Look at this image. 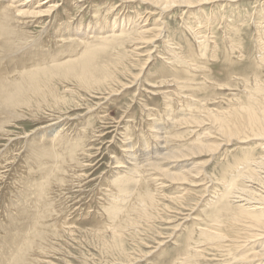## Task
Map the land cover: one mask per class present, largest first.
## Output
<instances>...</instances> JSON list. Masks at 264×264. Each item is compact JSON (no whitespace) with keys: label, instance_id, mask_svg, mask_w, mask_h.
Wrapping results in <instances>:
<instances>
[{"label":"rangeland","instance_id":"374dc122","mask_svg":"<svg viewBox=\"0 0 264 264\" xmlns=\"http://www.w3.org/2000/svg\"><path fill=\"white\" fill-rule=\"evenodd\" d=\"M15 1V16L5 22L6 31L13 32L9 37L16 39L8 46L0 41V65L12 70L10 82H19V62L25 59V70L37 82L29 83L19 104L0 110V264H222L220 252L208 250L219 246L212 229L218 222L230 224L239 211L219 199L229 187L242 185L252 161L264 157V146L232 141L219 153L202 152L188 161L199 177L187 176L186 185L161 170L184 174L172 167L179 156L199 144L222 143L201 132L210 131L207 124L215 118L228 123L242 119L246 111L264 118V51L258 32L259 24L264 26V0L197 3L190 10L178 6L166 13L153 2L50 0L49 6L56 5L52 14L38 20L21 12L31 13L32 5L36 9L48 0ZM20 5L23 10L17 13ZM146 12L154 15L143 26L139 16ZM196 15H208L207 24L216 15L214 26L199 34ZM148 26L162 27L165 35L154 32L158 38L142 45L140 54L146 55L138 57L133 48ZM97 36L112 42L91 60L89 74L70 75L59 67L71 59L80 71V49L71 56L68 46L83 37L93 46ZM54 128L60 130L57 158L46 151ZM123 175L131 179L124 193L118 185ZM191 182L201 186L185 195Z\"/></svg>","mask_w":264,"mask_h":264},{"label":"bare ground","instance_id":"6f19581e","mask_svg":"<svg viewBox=\"0 0 264 264\" xmlns=\"http://www.w3.org/2000/svg\"><path fill=\"white\" fill-rule=\"evenodd\" d=\"M0 0V13L3 12L4 9L6 8H9L7 9L5 12L2 13V16L3 18L5 17V19H2V21L0 22V41H2L3 45L5 46V44L8 45H12V42L16 39L13 40L12 37V33H11V30H7L6 31V22L7 19L9 18L10 19V16H15V12L14 10L11 11V8H13L12 6H15L14 4V1L15 0ZM24 1V0H23ZM124 1H128V2H134V1H142V3H151L153 2L152 5L154 8H156L158 11H162L163 13H166V12H169L170 10H172L173 8H176L178 6L180 7H185V8H192V7H195L194 4H197L199 3V5H203V4H208V3H211V2H219V1H227V2H235V1H238V0H124ZM16 2V1H15ZM20 2V1H19ZM29 2V1H28ZM51 1L48 0L46 2H44L43 4L37 6L36 9H34L35 7L31 6V8H33L32 10L29 9L31 11V13H22L21 11L23 10L21 8V5L18 6L16 8L17 10V13L21 12V14H30L32 17H35L36 19L41 17V16H44L43 14H48V13H51L50 10H52L55 6L52 4V5H48ZM81 2V1H79ZM4 4H7V5H4ZM25 4H27V2H25ZM17 6V5H16ZM59 6V5H57ZM46 8V9H45ZM29 10H24V11H28ZM33 10H36L33 12ZM190 10V9H189ZM188 10V11H189ZM150 12V11H148ZM261 12H264L263 9H261ZM147 13V12H146ZM52 14V13H51ZM157 14V13H156ZM185 14V13H184ZM154 15V13H147V15L145 16H139L140 20L142 23H144L143 26H147L148 25V22L150 21V17H152ZM163 15V14H161ZM0 16V17H2ZM24 16V15H23ZM212 16V15H211ZM263 15H261L262 17ZM18 15L16 16V19H17ZM54 17V16H53ZM213 18H211L213 24H207L210 20L208 18V15H205V17H202V16H199V15H196L195 16V19H197V22L198 24L195 26L197 27L195 30L199 33V34H203L204 33V29L205 28H209V27H213L214 26V19L216 18V15H213L212 16ZM31 18V17H30ZM137 18V17H136ZM15 19V18H14ZM52 19V18H51ZM4 20V21H3ZM23 20V19H22ZM32 20V19H31ZM38 20V19H37ZM130 20V19H128ZM264 20V19H263ZM14 21V20H13ZM25 21V20H24ZM36 21V20H35ZM34 21V22H35ZM11 22V20H10ZM15 22V21H14ZM39 22V21H38ZM97 22V21H96ZM194 22V20H193ZM30 23V22H29ZM27 22V24H29ZM75 23V22H74ZM105 23V22H104ZM261 23V22H260ZM7 24H8V21H7ZM10 24V23H9ZM73 24V23H72ZM107 24V23H106ZM133 25L136 26V23H132ZM161 24H164V23H160ZM62 25V24H61ZM70 25V24H69ZM128 25V24H127ZM139 25V24H137ZM194 25V24H193ZM192 25V26H193ZM263 25V24H261ZM18 26V25H16ZM22 26H24V23L22 24ZM22 26H19V27H22ZM66 26V25H65ZM72 26V25H71ZM90 26V25H89ZM98 26V25H97ZM104 27V24L102 25ZM130 26V25H129ZM209 26V27H208ZM12 27V26H11ZM10 27V28H11ZM67 27V26H66ZM116 27V26H115ZM164 27V26H163ZM191 27V26H190ZM260 24H259V30L258 32L261 33L262 31V45H261V49L260 50H263L264 51V26L261 27V30H260ZM13 28V27H12ZM15 28V27H14ZM64 28V25L63 27ZM70 28V26H69ZM81 28V27H80ZM124 28V27H123ZM149 28V26H148ZM151 28V27H150ZM146 29V30H143L139 35H138V40L135 44V48H133L134 51H139V52H133L136 56L138 55V57H142L144 56L143 54L146 55V53H141L140 54V51L144 48L143 46H147V45H150L152 43H154V38H156L158 35L157 33V30L158 32L160 33L159 34V37L160 36H163L164 32H165V29L163 31V28H159V29H156L154 28L153 30L152 29ZM158 28V26H157ZM9 29V28H8ZM74 30V28H72ZM77 28H75L76 30ZM187 29V28H186ZM15 30V29H14ZM48 30V29H47ZM126 30V29H125ZM129 30V29H128ZM133 30V29H132ZM194 30V31H195ZM208 30V29H207ZM13 31V29H12ZM16 31V30H15ZM66 31V30H65ZM91 31V29H90ZM96 31V29H95ZM107 31V34H109L110 32H113V30H106ZM121 31V30H120ZM163 31V32H161ZM57 32V31H56ZM103 31H101L100 33H102ZM116 32V31H115ZM132 32V31H131ZM130 32V33H131ZM154 32H156V34H154ZM193 32V31H192ZM208 32V31H206ZM16 33V32H15ZM14 33V34H15ZM61 33V32H60ZM59 33V34H60ZM69 33V32H68ZM66 33V34H68ZM104 33V32H103ZM102 33V35H103ZM163 33V34H162ZM71 34V33H69ZM68 34V36H69ZM106 34V35H107ZM114 34V33H112ZM208 34V33H207ZM8 35V36H6ZM17 35V34H15ZM13 35V36H15ZM24 35H26L24 33ZM58 35V34H57ZM62 35V33L60 34ZM86 35V34H85ZM132 35V34H131ZM152 35L153 38H152ZM165 35V34H164ZM211 35V34H210ZM11 36V37H9ZM120 36V34H119ZM197 36V35H196ZM17 37V36H16ZM110 37V35H109ZM107 36L103 37V36H97L95 37V44L93 46H90L92 45V43L89 45V41H85L86 39H84V37L79 40H75V44L73 46L72 45H69L68 46V51L70 53L71 56H76L77 54V51L79 50L80 53H81V57L79 59V61H82L81 62V67H80V71H78L76 68V66L74 65L75 62L77 61H74V60H71V59H67L66 61L64 62H59L60 64L59 67H63L64 68V72L67 73V74H70V75H79L80 73L81 74H89L90 73V70L89 68L92 66L91 64V60L96 56L98 55L99 51L102 50H106L108 49V45L111 44L112 42V38H109ZM124 37V36H123ZM132 37V36H131ZM25 38V37H23ZM27 38V37H26ZM25 38V39H26ZM61 38V36H60ZM69 38V37H68ZM78 38V37H77ZM89 38V37H88ZM158 38V37H157ZM21 39V38H20ZM54 39V38H53ZM66 39V38H65ZM70 39V38H69ZM204 39V38H203ZM202 39V40H203ZM60 40V39H59ZM73 40V41H74ZM17 41V40H16ZM22 41V39H21ZM56 41V40H55ZM72 41V39H71ZM72 41V42H73ZM29 42V41H28ZM39 42V41H38ZM57 42V41H56ZM62 42V41H61ZM21 43V42H20ZM64 43V42H63ZM15 44V43H14ZM60 44V43H59ZM66 42L62 45L63 47L65 46ZM173 44V43H172ZM16 45V44H15ZM29 45V44H28ZM143 45V46H142ZM2 46V44H1ZM19 46V45H17ZM60 45V47H62ZM90 46V47H89ZM142 46V47H141ZM154 46H157L156 44ZM174 46V45H173ZM10 47V46H9ZM14 47V46H13ZM36 47V46H35ZM167 47V46H166ZM258 47V46H257ZM6 48V47H5ZM66 46L63 48L65 50ZM7 49V48H6ZM11 48L7 49V50H10ZM61 49V48H60ZM113 49V48H112ZM155 49H157L155 47ZM175 49V48H174ZM2 50H5L2 48ZM15 50V48H14ZM18 50V49H17ZM16 50V51H17ZM109 50V49H108ZM173 50V49H172ZM172 50H169V51H172ZM200 50V49H199ZM1 51V50H0ZM11 51V50H10ZM10 51H6L7 53L10 52ZM19 51V50H18ZM38 51V50H37ZM62 51V50H61ZM60 51V52H61ZM67 51V50H66ZM67 51V52H68ZM107 51V50H106ZM146 51V50H145ZM151 51V50H150ZM168 51V50H167ZM175 51V50H174ZM2 52V51H1ZM13 52V50H12ZM32 52V51H31ZM94 52H97V53H94ZM101 52V51H100ZM116 52V49L115 51ZM155 52V51H154ZM21 53V52H20ZM68 53V54H69ZM196 53V52H195ZM5 54V53H4ZM2 54V55H4ZM12 54V53H10ZM39 54V53H38ZM63 54V53H62ZM175 54V53H174ZM178 54V53H177ZM203 54V53H202ZM7 55V54H6ZM41 55V54H40ZM133 55V56H135ZM159 55V54H158ZM162 55V54H161ZM171 55V54H170ZM14 57V55H12ZM12 56H9L12 58ZM42 56V55H41ZM148 56H149V53H148ZM163 56V55H162ZM172 56V55H171ZM178 56V55H177ZM16 57V56H15ZM18 57V55H17ZM31 59L32 57L29 56ZM38 57V56H37ZM164 57V56H163ZM174 57V56H173ZM172 57V58H173ZM21 58V57H20ZM19 58V59H20ZM29 58V59H30ZM40 58V56H39ZM159 58V57H158ZM162 58V57H161ZM171 58V59H172ZM187 58V57H186ZM190 58V57H189ZM188 58V59H189ZM22 59V58H21ZM51 59V58H49ZM48 59V60H49ZM116 59V58H115ZM150 59H151V56H150ZM163 59V58H162ZM192 59V58H191ZM6 60V59H5ZM25 60V59H24ZM23 59L21 60V62H19L22 66H23V71L21 73L22 75L19 77L20 80L19 82H14V81H11L10 82V73H13L12 70H6L5 68L1 67L0 65V110L2 109H6L7 110V106L9 104H19V99L21 100L23 98V93L26 92L29 88H30V85L29 83H31V81L37 77L34 76L33 72L30 73L26 69L27 66H24V64H22V62L24 61ZM41 60V59H40ZM47 60V61H48ZM59 60V59H58ZM149 60V59H148ZM4 61V60H3ZM19 61V60H18ZM167 61L166 59L164 60V62ZM169 61V60H168ZM25 62V61H24ZM31 62V60H30ZM51 62V61H50ZM49 62V63H50ZM174 62V61H173ZM182 62V61H181ZM184 62V61H183ZM26 63V62H25ZM167 63V62H166ZM165 63V64H166ZM176 63H179V62H176ZM182 64V63H181ZM164 65V64H163ZM189 66V65H188ZM9 67V66H8ZM55 67V65H54ZM164 67V66H163ZM20 68V70H21ZM28 68H30L28 66ZM34 68V67H33ZM56 68V67H55ZM186 68V66H185ZM190 68V66H189ZM32 70V67L30 68ZM36 69V68H35ZM60 69V68H59ZM92 69V68H91ZM97 69V68H96ZM16 70V69H15ZM40 70H41V67H40ZM47 70V69H46ZM184 70V69H183ZM34 71V70H33ZM49 71V69L47 70V72ZM53 71V70H52ZM51 72V70L49 71ZM179 72V71H178ZM16 73V72H15ZM14 73V74H15ZM53 73V72H52ZM92 73V72H91ZM12 74V75H14ZM54 74V73H53ZM178 74V73H177ZM19 75V74H18ZM42 71H41V76H42ZM83 76V75H82ZM107 76V75H106ZM34 77V78H33ZM39 77V76H38ZM44 77V76H43ZM51 77V76H50ZM102 78V77H101ZM133 78V77H132ZM50 79V78H49ZM38 80V79H37ZM18 81V80H16ZM36 81V80H35ZM108 81V80H107ZM37 82V81H36ZM19 83V84H18ZM18 84V85H17ZM179 84V83H177ZM85 85V83H84ZM96 85V84H95ZM152 86V84H151ZM34 88V86H33ZM89 88V87H88ZM166 94V93H165ZM157 95V94H155ZM164 95V94H163ZM169 95V94H168ZM21 97V98H20ZM165 97V96H164ZM10 105V107H11ZM14 107V106H13ZM167 107V106H166ZM12 109V107H11ZM169 109V108H168ZM13 110V109H12ZM184 110V109H183ZM186 110V108H185ZM184 110V111H185ZM3 111V110H2ZM14 112V111H12ZM183 112V111H182ZM181 112V113H182ZM2 113V112H1ZM10 113V111H9ZM8 113V114H9ZM188 113V112H187ZM213 114V112H212ZM171 115V114H170ZM182 115H185L184 112L182 113ZM181 116V115H180ZM186 116V115H185ZM241 116V115H240ZM208 117H212L211 115H209ZM169 119V118H168ZM167 119V120H168ZM173 119L170 118V121ZM175 119V117H174ZM193 119V118H192ZM216 121L214 120V122H212V125L211 124H207L208 126H210L211 129H209L210 131H207L205 129H201V132L204 133V136L206 138H208L209 140H216V141H219L221 140L222 143H217V144H206V145H203V144H199L197 145L195 148L193 147V151H190L191 153H189L188 155H181L179 157H176L179 158L175 161H173V163H177L176 165H173L172 167H177L179 168L180 170H182V172L184 174H179V173H176V174H172L170 172H168V168L167 170H161V172H163L164 174H166L167 176H169L172 180H174L175 182H182V184H187V182H185L186 180V177H199V173H197V171L194 169H191L188 168L190 165H192L191 163H188L189 160H193V158H197L198 156H200L199 154H201L202 152H206V153H210V154H216V153H219L220 149L224 146V144H226L228 142V144L226 145H230L232 143V141H237V143L239 144H247L251 141H256L258 142L260 145L264 146V118H259V117H256L253 113H249L248 111H246V115H243L242 119H237V118H234V119H231V121L229 122L228 120V123L226 122V120H221L220 118H215ZM5 121V120H4ZM174 121V120H173ZM176 121V120H175ZM183 121V120H182ZM3 122V121H2ZM169 122V121H168ZM247 122V123H246ZM170 123V122H169ZM172 123V122H171ZM170 123V124H171ZM183 123V122H182ZM2 124V123H0ZM165 125V124H164ZM182 125V124H181ZM205 125V124H204ZM201 126V127H204ZM170 126V125H169ZM173 126V125H172ZM175 126V125H174ZM173 126V127H174ZM206 126V125H205ZM207 126V127H208ZM194 127V126H193ZM198 130V129H197ZM59 128L56 130L54 128V130L51 131V133H55V135H51L52 138L49 139L48 143L49 145L47 146V153L50 157H53V158H57V155H56V144L58 143L56 141L55 138H57V136L59 135ZM194 132V131H193ZM192 132V133H193ZM155 133V132H154ZM199 133V132H198ZM195 134V133H194ZM159 135L162 136V133H160ZM203 135V134H202ZM198 136V134H197ZM28 137V136H27ZM156 140V139H155ZM44 142V141H43ZM167 142V141H166ZM165 142V143H166ZM35 143V142H34ZM46 143V144H48ZM160 142H158L159 144ZM257 143V144H258ZM36 144V143H35ZM168 144V143H167ZM44 146V145H43ZM46 146V145H45ZM163 146V145H162ZM160 146V148L162 147ZM159 147V146H158ZM191 147V146H190ZM163 149V148H162ZM185 149V148H184ZM253 149V148H252ZM35 150V149H34ZM157 150V149H156ZM165 150V149H163ZM251 150V149H250ZM39 151H40V147H39ZM160 151V150H158ZM167 151V150H165ZM43 152V151H42ZM161 152H163L161 150ZM172 152V151H171ZM251 152V151H250ZM129 153V152H128ZM154 153V152H153ZM165 153V152H164ZM175 153V152H174ZM177 153V152H176ZM59 154V153H58ZM156 154V153H155ZM166 154V153H165ZM172 154V153H171ZM203 154V153H202ZM253 154V153H252ZM45 155V154H43ZM162 155V154H161ZM204 155V154H203ZM206 155V154H205ZM128 156V155H127ZM152 156V154H151ZM156 156V155H155ZM209 156V155H208ZM162 157V156H161ZM128 158V157H127ZM160 158V157H159ZM163 158V157H162ZM170 158V156H169ZM260 158V157H259ZM129 159V158H128ZM131 159V158H130ZM154 159V157H153ZM156 159H158L156 157ZM250 158L249 157H245V162H247ZM252 159H253V156H252ZM132 161H134L133 159H131ZM131 160H128V161H131ZM142 160V159H141ZM145 160V159H144ZM152 160V159H150ZM159 160V159H158ZM157 160V161H158ZM170 160V159H169ZM168 160V161H169ZM136 161V160H135ZM153 161V160H152ZM171 161V160H170ZM145 162V161H144ZM154 162V161H153ZM156 162V161H155ZM154 162V164H155ZM249 162V161H248ZM252 168L247 170V174L243 175L244 176V179L242 181V185H240V187H236L234 188L233 186L229 187L228 189V193H224V195H222V197L219 199L220 202H229L230 204H234V206L236 205V208L237 210L239 211V215L236 217H233L234 220L229 224H226V225H219L218 223L216 224V227L214 228V230L212 229V231L214 232V238L217 240L216 242V245H219V246H216L215 248H208V250H212V251H217V252H220L221 256L219 257H223L224 259H219L218 261L219 262H222V264H264V157L263 158H260L259 160H254L252 161ZM130 163V162H129ZM139 163V162H138ZM137 163V164H138ZM149 162H147L148 164ZM135 164V163H134ZM146 164V163H145ZM168 164V163H167ZM51 165V164H50ZM54 165V164H53ZM52 165V166H53ZM128 165V164H127ZM141 165V164H140ZM156 165V164H155ZM131 166V165H130ZM135 166V165H133ZM152 166V165H151ZM157 166H158V163H157ZM160 166V165H159ZM163 166V165H162ZM166 166V165H164ZM170 166V165H169ZM197 166V164H196ZM132 167V166H131ZM156 167V166H155ZM171 167V168H172ZM122 167H116V169H120ZM124 168V167H123ZM134 168V167H133ZM132 168V169H133ZM161 169H164L163 167H160ZM247 168V166L245 167ZM139 169V168H138ZM175 169V168H174ZM197 169V168H196ZM248 169V168H247ZM122 170V169H121ZM135 170V168H134ZM155 170H158L155 168ZM170 170V169H169ZM243 170V169H242ZM128 171V170H127ZM132 171V170H130ZM137 171V170H136ZM142 171V170H140ZM139 171V172H140ZM144 171V170H143ZM172 171V170H171ZM133 172V171H132ZM135 172V171H134ZM173 172V171H172ZM178 172H181V171H178ZM46 173V172H45ZM138 173V172H136ZM186 173V174H185ZM132 175V173L130 172H126L125 173V176L126 175ZM122 175V174H121ZM162 175V174H161ZM185 175V176H184ZM204 175V174H203ZM124 175L121 176V177H124L122 179H118V182H120L118 185H119V188L122 189V193H124V190L127 188V186L129 185L131 179L127 178L125 179ZM166 176V177H167ZM184 176V177H183ZM130 177V176H129ZM140 177V176H139ZM165 178V176L163 177ZM133 179V178H132ZM230 179V178H229ZM241 179V178H240ZM192 180V178H191ZM242 180V179H241ZM169 181V180H168ZM117 180L114 182L116 183ZM139 182V181H138ZM170 182V181H169ZM233 182V185H235V182L234 180L232 181ZM137 183V182H136ZM162 183V182H161ZM205 183V182H204ZM208 183V182H207ZM202 184H203V181H202ZM211 184V183H210ZM225 184V183H224ZM116 185V184H115ZM117 186V185H116ZM138 186V184L136 185ZM188 186L190 188H192L190 190V192H185V195H188L189 193L191 194V192L193 191V188H198L200 187V183L198 184L197 182H191V183H188ZM209 186V185H208ZM214 186V185H213ZM211 187V186H209ZM208 187V188H209ZM129 188V187H128ZM206 188V187H205ZM204 188V190H206ZM234 188V189H233ZM38 189V188H37ZM120 189V191H121ZM130 189V188H129ZM119 190V189H118ZM127 190V189H126ZM184 190V188H183ZM187 190V189H186ZM128 191V190H127ZM135 191V190H134ZM185 191V190H184ZM214 190H212L213 192ZM37 192V191H36ZM130 192L132 193L133 190H130ZM207 192V191H206ZM208 193V192H207ZM215 193V191H214ZM219 193V192H218ZM221 193V192H220ZM112 194V193H111ZM127 194V193H126ZM130 194V193H129ZM133 194V193H132ZM216 194V193H215ZM116 195V194H115ZM123 195V194H122ZM125 195V194H124ZM123 195V196H124ZM184 195V194H183ZM113 196V195H112ZM119 193H118V196L119 197ZM127 196V195H126ZM132 196V195H131ZM136 196V195H135ZM129 197V196H128ZM220 197V196H219ZM218 197V198H219ZM185 198V197H184ZM209 198V197H207ZM206 199V198H205ZM214 199V198H212ZM137 200V199H136ZM207 200V199H206ZM210 200V199H209ZM212 201V200H210ZM217 201V200H216ZM38 202V201H37ZM143 202V201H142ZM120 203V202H119ZM127 203V201H126ZM129 203V201H128ZM206 203V202H205ZM36 204V203H35ZM209 204V203H208ZM122 205V204H121ZM211 206V205H210ZM212 208V207H211ZM214 209V208H213ZM110 210V209H109ZM119 210V209H118ZM215 210V209H214ZM194 211V210H193ZM111 212V211H110ZM176 212V211H175ZM33 213V212H32ZM120 213V212H119ZM180 213V212H179ZM189 215V214H188ZM195 215V214H194ZM235 215V214H234ZM191 217V216H190ZM114 218V217H113ZM118 218V217H117ZM116 219V218H115ZM175 219V218H174ZM198 219V218H197ZM196 219V221H198ZM33 220V218H32ZM193 220V219H192ZM63 221V220H62ZM204 221V220H203ZM217 221V220H216ZM185 222V221H184ZM195 222V221H194ZM201 222V221H200ZM198 223V222H197ZM210 223V222H209ZM227 223V222H226ZM181 224V223H180ZM179 224V225H180ZM195 224V223H194ZM212 224V223H211ZM35 225V224H33ZM194 226V225H193ZM197 227V226H196ZM202 226H200L199 229H204L203 227L201 228ZM182 228V227H181ZM197 228V229H198ZM206 229V228H205ZM210 229V228H209ZM114 230V228H113ZM181 230V229H180ZM192 230V229H191ZM199 231V230H198ZM204 231V230H203ZM209 231V230H206V232ZM192 231L189 232V234H191ZM115 234V233H114ZM117 234V233H116ZM206 234V233H205ZM207 235V234H206ZM16 240V239H15ZM22 241V239H21ZM15 242V241H13ZM14 244V243H13ZM16 244V242H15ZM19 244V243H18ZM22 244H24V242H22ZM21 244V245H22ZM215 244V243H214ZM7 245V244H6ZM210 245V244H209ZM8 246V245H7ZM16 246V249L19 248L17 245ZM14 246V248H15ZM206 247H209L207 245H205ZM6 247V246H5ZM23 247V245L21 246ZM204 247V246H203ZM11 248V246H10ZM187 248V247H186ZM186 248L184 249V251L186 250ZM189 248V247H188ZM196 248V247H195ZM9 250V249H8ZM7 250V251H8ZM200 250V249H199ZM206 250V249H205ZM205 250H202V252H205ZM197 252V249L195 250ZM201 252V250H200ZM240 254L241 255H238L237 254ZM187 254V253H186ZM190 254V253H189ZM184 256V254H181ZM190 257L192 258V256L190 255ZM5 258V257H4ZM200 258V257H199ZM8 259L7 257L3 260H5L4 262H7ZM187 261V259L185 260ZM12 262V261H11ZM9 263V261H8ZM183 263V262H182ZM185 263V262H184Z\"/></svg>","mask_w":264,"mask_h":264}]
</instances>
